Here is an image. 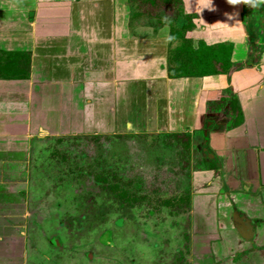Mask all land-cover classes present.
I'll return each instance as SVG.
<instances>
[{
  "label": "crops",
  "instance_id": "0c3cea01",
  "mask_svg": "<svg viewBox=\"0 0 264 264\" xmlns=\"http://www.w3.org/2000/svg\"><path fill=\"white\" fill-rule=\"evenodd\" d=\"M175 133L198 139L187 264H264V1L0 0V264H36L33 230L71 218L38 200V148Z\"/></svg>",
  "mask_w": 264,
  "mask_h": 264
},
{
  "label": "rangeland",
  "instance_id": "374dc122",
  "mask_svg": "<svg viewBox=\"0 0 264 264\" xmlns=\"http://www.w3.org/2000/svg\"><path fill=\"white\" fill-rule=\"evenodd\" d=\"M160 6L155 12L164 18L177 16L175 3L174 8ZM259 8L263 9L262 4ZM80 141L84 146H79ZM177 141L148 135L88 136L57 145L48 141L38 148L39 158L37 152L31 158L33 173L38 171L49 179L46 183L33 176L42 190L38 200L54 197L52 204L42 208L60 201L71 218L68 211L51 209L49 220L33 230L36 264H187L188 203L177 201L189 190L188 173L197 155L193 145L198 139L192 137L190 152ZM53 146L65 152L67 161L50 157ZM186 156L188 166L184 165ZM68 167L75 173L71 179L61 180V172ZM81 167L86 169L83 178L76 170ZM129 179L133 183L130 189L147 198L126 206L108 185ZM171 197L177 198L176 205L162 204ZM47 237H55L59 245L50 244Z\"/></svg>",
  "mask_w": 264,
  "mask_h": 264
},
{
  "label": "trees",
  "instance_id": "16d2710c",
  "mask_svg": "<svg viewBox=\"0 0 264 264\" xmlns=\"http://www.w3.org/2000/svg\"><path fill=\"white\" fill-rule=\"evenodd\" d=\"M172 1V0H171ZM184 48V46H183ZM207 50L205 47H203L200 51L201 54L203 55V51ZM218 52H216V57H217ZM165 137H172L174 140H178L176 143L181 144L183 146V148L185 149L186 152H190L191 149V145H192V140L190 138L189 134L186 133H175L172 135H166ZM195 151L199 152L198 149H195ZM187 161L185 162L184 160V165H189V160L188 157L186 156ZM74 171H72L73 173ZM103 182L106 181V178H102L99 177ZM132 179H129L125 182H123L122 184L117 183V182H111L108 185V189L111 191H114V196L119 200L122 201L121 204H125L126 206H130L133 203L137 202V199L142 202L144 201L147 197L146 195L144 196H138L136 195L130 188L133 185ZM135 185H137L136 187H140L139 184L135 183ZM185 189V188H184ZM185 192L182 193L181 197L179 198V200L177 201L176 197H171V198H167L165 200H163L164 205H176L178 202H180L181 200L186 201V204L188 203L189 205V190H184ZM188 191V192H187ZM139 197V198H138ZM177 201V203H176Z\"/></svg>",
  "mask_w": 264,
  "mask_h": 264
}]
</instances>
